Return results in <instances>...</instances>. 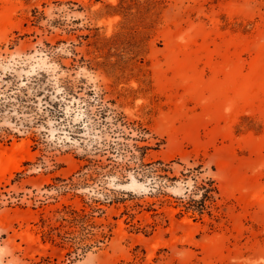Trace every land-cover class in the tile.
<instances>
[{"label": "rangeland", "instance_id": "rangeland-1", "mask_svg": "<svg viewBox=\"0 0 264 264\" xmlns=\"http://www.w3.org/2000/svg\"><path fill=\"white\" fill-rule=\"evenodd\" d=\"M0 162V264H264V0H0Z\"/></svg>", "mask_w": 264, "mask_h": 264}, {"label": "trees", "instance_id": "trees-1", "mask_svg": "<svg viewBox=\"0 0 264 264\" xmlns=\"http://www.w3.org/2000/svg\"><path fill=\"white\" fill-rule=\"evenodd\" d=\"M212 192H217V190L215 188L214 190H207L206 194H203L199 201L190 200L188 203H185L184 204L185 211L192 212L194 214L198 213L200 216L204 215L210 209L207 203L209 202L210 205H213L214 203L213 196L207 195L208 193H212ZM186 205H188V207ZM197 206H201V207L198 208ZM154 213L155 216L161 215V213H159L157 210H154ZM72 216H73V220H77L78 218L85 219L87 217L86 212L84 210H82L81 213L74 211L72 213Z\"/></svg>", "mask_w": 264, "mask_h": 264}, {"label": "bare ground", "instance_id": "bare-ground-1", "mask_svg": "<svg viewBox=\"0 0 264 264\" xmlns=\"http://www.w3.org/2000/svg\"><path fill=\"white\" fill-rule=\"evenodd\" d=\"M6 161V160H5ZM2 162V161H1ZM0 162V163H1ZM7 162V163H6ZM6 162H2L3 164H1V165H4L3 166V168H4V170L3 171H7L8 172V170H10V169H12V167L14 166L13 165V163L10 161L9 163H8V161H6ZM1 168H2V166H1ZM2 168V169H3ZM15 169V168H14ZM0 171H2V170H0Z\"/></svg>", "mask_w": 264, "mask_h": 264}]
</instances>
